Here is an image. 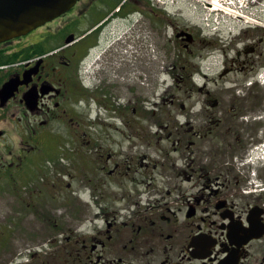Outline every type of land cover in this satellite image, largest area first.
<instances>
[{
    "label": "flooded vegetation",
    "instance_id": "obj_1",
    "mask_svg": "<svg viewBox=\"0 0 264 264\" xmlns=\"http://www.w3.org/2000/svg\"><path fill=\"white\" fill-rule=\"evenodd\" d=\"M175 3L81 0L0 43L5 238L48 226L70 264H264V29L212 78L216 42Z\"/></svg>",
    "mask_w": 264,
    "mask_h": 264
},
{
    "label": "rangeland",
    "instance_id": "obj_2",
    "mask_svg": "<svg viewBox=\"0 0 264 264\" xmlns=\"http://www.w3.org/2000/svg\"><path fill=\"white\" fill-rule=\"evenodd\" d=\"M237 6L239 2H243V5L248 3V0H235ZM245 3V4H244ZM185 15L187 18L194 24L201 26V19H199V14L195 13V9L192 7H188L185 9ZM203 16V15H202ZM205 32V31H204ZM205 35L211 37L210 34L205 32ZM230 41L227 43V46L231 48H235L237 46L238 41L234 40L233 43L229 45ZM223 45V44H222ZM239 45L242 46L240 43ZM219 48V46H218ZM222 48V47H221ZM221 55V51H220ZM222 66V56L215 65L210 69V73L212 78H217L218 73H220V68ZM233 76H230L227 80H231ZM223 81H220L219 88H215L217 91V95L215 97L219 99L227 100L231 90V84L227 82L226 84H222ZM162 87L157 88V93H163ZM176 94L180 97H184L183 92L176 91ZM176 111H179V106L175 108ZM7 197V198H6ZM0 197V224H5V221L8 219L9 211H8V196ZM4 232L0 229V264H70L67 262V258L64 255V249L61 248V253H56V249L53 245V235L54 231L48 229V226H41L38 230L33 231L32 234L37 233L39 237L36 239L35 244L26 245L22 240V233L18 232L13 237V240L5 238L3 236ZM38 251L39 255L36 257H31V253Z\"/></svg>",
    "mask_w": 264,
    "mask_h": 264
},
{
    "label": "water",
    "instance_id": "obj_3",
    "mask_svg": "<svg viewBox=\"0 0 264 264\" xmlns=\"http://www.w3.org/2000/svg\"><path fill=\"white\" fill-rule=\"evenodd\" d=\"M81 0H0V43L29 34L70 11ZM14 95L16 80L8 85ZM6 89V88H5Z\"/></svg>",
    "mask_w": 264,
    "mask_h": 264
},
{
    "label": "built area",
    "instance_id": "obj_4",
    "mask_svg": "<svg viewBox=\"0 0 264 264\" xmlns=\"http://www.w3.org/2000/svg\"><path fill=\"white\" fill-rule=\"evenodd\" d=\"M212 1H213L214 4H216V5L213 7L214 9H219V8H220V9H223V5L220 4V3H218V2H217L218 0H212Z\"/></svg>",
    "mask_w": 264,
    "mask_h": 264
}]
</instances>
